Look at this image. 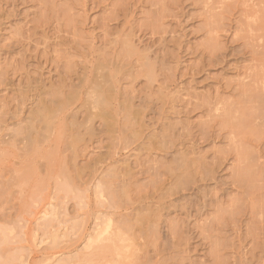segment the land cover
Returning <instances> with one entry per match:
<instances>
[{
  "label": "rangeland",
  "instance_id": "374dc122",
  "mask_svg": "<svg viewBox=\"0 0 264 264\" xmlns=\"http://www.w3.org/2000/svg\"><path fill=\"white\" fill-rule=\"evenodd\" d=\"M257 73L264 0H0V264H264Z\"/></svg>",
  "mask_w": 264,
  "mask_h": 264
},
{
  "label": "bare ground",
  "instance_id": "6f19581e",
  "mask_svg": "<svg viewBox=\"0 0 264 264\" xmlns=\"http://www.w3.org/2000/svg\"><path fill=\"white\" fill-rule=\"evenodd\" d=\"M251 75V74H250ZM249 75V76H250ZM259 74L257 73L256 75H252V77L251 78H253V79H248V80H251V82L250 81H247V83L249 84V86H254V89L256 90V92L258 91V90H260V91H258L259 93H261L262 94V89H263V91H264V83H263V81H260L259 80V78L261 77V76H259V78H257L256 76H258ZM255 78H254V77ZM3 78V77H2ZM247 78V77H246ZM249 78V77H248ZM263 79V78H262ZM245 80V79H244ZM243 80V81H244ZM1 81H4V79L3 80H1ZM250 82V83H249ZM2 83V82H1ZM244 83V82H243ZM242 83V84H243ZM105 84H106V88H114L113 86H114V84H113V82H111L110 81V79L109 78H107L106 80H105ZM68 86L70 87V89H72V87L74 86V85H70V84H68ZM243 86V85H242ZM242 86H240L239 85V87H242ZM259 86H261L262 87V89H259L260 87ZM239 87H237V88H239ZM249 89H250V92L253 90L252 89V87H248ZM252 89V90H251ZM239 90V89H238ZM240 90H241V88H240ZM254 90V91H255ZM71 91V90H70ZM242 91H244L243 90V88H242ZM240 92V91H239ZM72 93V92H71ZM74 93V92H73ZM237 93H238V91H237ZM246 93V92H245ZM254 93V92H253ZM113 94V93H112ZM72 95V94H71ZM239 95V94H238ZM249 95H251V96H253V94H249ZM249 95H247V96H249ZM259 95V96H258ZM70 95H68V97H69ZM74 96V95H73ZM113 96H114V94H113ZM240 96V95H239ZM242 96L244 97V96H246V95H243L242 94ZM247 96H246V98H247ZM256 96H258V98H259V102H260V99H261V96H263V95H261L260 96V94H258L257 93V95H256V93H255V97L253 96V98H256ZM77 97V96H76ZM242 97V98H243ZM114 97H112V98H110V99H107V98H104V97H100V98H98V99H96L95 100V102H97V103H104V102H106L107 103V101L108 100H112ZM252 97H250L249 96V100L251 99H253ZM258 98H257V100H258ZM263 98V97H262ZM239 100V99H238ZM256 100V101H257ZM242 101V100H241ZM254 100H252V102H253ZM255 101V102H256ZM220 101H218V103H219ZM224 102V101H223ZM230 102V101H229ZM234 102V101H233ZM238 102V101H237ZM239 102H240V100H239ZM252 102H250V103H252ZM261 102H262V100H261ZM109 103V102H108ZM218 103H216V104H218ZM226 103H228V102H226L225 101V103H221L220 102V107H221V104H224V106H226L227 107V104ZM235 103H236V101H235ZM234 103V104H235ZM264 103V102H263ZM251 105V107H253V105H255V107H256V109H257V103L256 104H250ZM120 106V105H119ZM216 106V105H215ZM229 107H230V105H228ZM261 106H262V104H261ZM263 106H264V104H263ZM219 107V106H218ZM222 107H223V105H222ZM233 107H235V106H233ZM260 107V106H259ZM258 107V108H259ZM225 108V107H224ZM223 108V109H224ZM228 108V107H227ZM226 108V109H227ZM215 109H217L216 107H215ZM225 109V110H226ZM231 109H232V106H231ZM261 109V108H260ZM263 110H262V114H263V118H264V108H262ZM218 110V109H217ZM219 110H221L222 111V109H219ZM253 110H254V108L251 110L252 112H250V114L251 113H253ZM216 111V110H215ZM224 111V110H223ZM255 111V110H254ZM228 112V111H227ZM229 112H231V110L229 111ZM228 112V113H229ZM256 112V111H255ZM220 113V112H219ZM225 113V112H224ZM224 113H221L220 115H226V114H224ZM256 113H258V115H259V112H258V110H257V112ZM255 113V114H256ZM216 115H219L218 113L216 114ZM230 115V114H229ZM253 115V117L255 116L254 115V113L252 114ZM257 115V116H258ZM227 116V115H226ZM257 116H255L256 118H257ZM221 117V116H220ZM250 117H251V115H250ZM258 117H260V116H258ZM13 118H17V115H14V117ZM256 118H253V121L256 119ZM261 119V118H260ZM257 120V119H256ZM0 121H2V120H0ZM257 121H259V120H257ZM260 121H262V120H260ZM263 122H264V119H263ZM262 122V123H263ZM1 123H3V122H1ZM6 123V122H5ZM262 123L260 124V122H259V124H258V122H257V124L258 125H262ZM12 124H15V123H12ZM257 124H255L256 126H258ZM2 125V124H1ZM0 125V144H5V143H9L10 141H14V142H19L20 141V135H21V128H20V124H19V127H18V129H14L13 131H12V133H7V134H1V129H2V126L3 125H5L4 123H3V125L1 126ZM7 125V124H6ZM253 125V124H252ZM254 126V125H253ZM255 126V127H256ZM4 127V129H5V126H3ZM4 129H2V130H4ZM259 129H261V128H259ZM6 130V129H5ZM264 132V131H263ZM6 133V132H5ZM133 136H135V135H132V137ZM135 137H137V136H135ZM264 137V136H263ZM232 139L233 138H231L230 140H231V142H232ZM235 142V141H234ZM230 143V142H229ZM171 147V146H170ZM168 149H170L169 147H168ZM169 152V151H168ZM171 152V151H170ZM169 152V154H171ZM174 152H172V154H173ZM177 153V152H176ZM163 154V153H162ZM161 154V155H162ZM160 155V156H161ZM164 155V154H163ZM165 155H167L166 153H165ZM164 155V156H165ZM174 157H177V156H175V155H173ZM178 159H180V164H178L175 168H171V169H168V178H170L171 179V182L174 180V179H177L178 177H179V175L178 174H180L181 173V171L182 170H185V168H186V170H187V168H188V166H187V164L190 162V161H188L187 160V158H185V157H181V156H178L177 157ZM192 161V160H191ZM194 162V161H193ZM201 165V164H200ZM199 165V166H200ZM203 166H205L204 164H202ZM187 166V167H186ZM202 166V167H203ZM185 167V168H184ZM201 166H200V168H202ZM203 169V168H202ZM209 169H210V167H209ZM209 169H207V167H206V169H205V167H204V169H203V171L205 172V170H206V173L207 174H209V173H211V171H214V168L212 169V167H211V169L209 170ZM149 170L151 171V170H155V166H153V165H150L149 166ZM190 169H188V171H189ZM196 171H197V168L195 169ZM152 171V172H153ZM177 171H180V173H178ZM188 171H186V173H188ZM191 171V170H190ZM194 171V170H193ZM185 172V171H184ZM186 173H184V174H186ZM191 173V172H190ZM190 173L187 175L186 174V176H189L190 175ZM195 173V172H194ZM213 173V172H212ZM192 174H193V172H192ZM206 175V174H205ZM210 175V174H209ZM212 175V174H211ZM208 176V175H207ZM213 176V175H212ZM180 178V177H179ZM178 178V179H179ZM182 178V177H181ZM204 178H205V176H204ZM206 178H208V177H206ZM184 179V178H183ZM200 179H202V177L200 178ZM200 179H198V180H200ZM209 179V178H208ZM168 180V179H167ZM187 180V179H186ZM188 180L190 181H195L194 183L196 184H198V180H197V182H196V180L194 179V177H193V179L191 178H188ZM203 180V179H202ZM206 180V179H205ZM182 181V180H181ZM201 181V180H200ZM167 182V181H166ZM193 183V184H194ZM190 186V185H189ZM200 186V185H199ZM191 187V186H190ZM190 187H188V189L190 188ZM199 188L200 187H196V186H192V188H190V190L192 191V194L191 195H189V197L188 198H190L191 199V197H192V195H194V196H196L197 195V192L199 193ZM194 189V190H193ZM186 190H187V188H186ZM194 192V193H193ZM200 192H201V189H200ZM166 193V192H165ZM184 193V192H183ZM189 193V192H188ZM182 194V193H181ZM201 194H202V192H201ZM200 194V195H201ZM226 195V194H225ZM178 196H180V195H178ZM177 196V197H178ZM187 194H183L182 196H180V198L181 199H183V198H187ZM191 196V197H190ZM193 196V197H194ZM227 196V195H226ZM177 197H176V199H177ZM196 197H200V196H196ZM196 197H194V198H192L191 200H194V199H197ZM187 198V199H188ZM175 199V198H174ZM220 199V198H219ZM210 200V199H209ZM208 200V201H209ZM211 201V200H210ZM214 201V200H213ZM213 201L211 202V203H213ZM216 201H217V199H216ZM216 201H214V202H216ZM221 201V200H220ZM219 201V202H220ZM204 202V201H203ZM221 203V202H220ZM204 204V203H203ZM216 204H217V202H216ZM215 204V205H216ZM212 205V204H211ZM206 206H208L207 204H206ZM205 206V204H204V206L203 207H206ZM221 206V205H220ZM202 207V206H201ZM214 207H216V206H214ZM224 207V206H223ZM204 209V208H203ZM220 209V208H219ZM199 209H197V211H198ZM218 210V208L216 209V210H213V211H217ZM235 211V210H234ZM200 212V211H199ZM203 212V211H202ZM207 212V214H208V211H206ZM218 212V211H217ZM196 213H198V212H196ZM220 213V212H219ZM236 213H237V210H236ZM236 213H234V215L236 214ZM200 214V213H199ZM202 214V213H201ZM217 214V213H216ZM215 214V215H216ZM198 215V214H197ZM204 215V214H203ZM210 215V214H209ZM233 215V214H232ZM208 216V215H207ZM205 217V216H204ZM213 217V216H212ZM203 218V217H202ZM169 219V218H168ZM206 219H207V217H206ZM209 219V218H208ZM212 219V218H211ZM210 219V220H211ZM217 219V218H216ZM206 221V220H205ZM211 223V222H210ZM208 226H209V221H208ZM176 225H174V224H172L171 225V221H170V223L168 224V228H169V231L171 232V233H174L175 231H178V230H176ZM213 227V226H212ZM179 228V227H178ZM211 228V227H210ZM212 229V228H211ZM208 231H209V229H208ZM178 233V232H177ZM99 240H100V246L98 247V250L96 251V252H92L91 253V255L87 258V260H86V264H127L128 262V255H127V250H128V244L127 243H125V241H126V239L123 237V234H122V232H121V229L119 228V226H117V225H113V224H111V222L109 221V222H107L106 223V225L101 229V232H100V234H99V238H98ZM215 245V244H214ZM217 245V244H216ZM95 256H98V258H99V260L98 261H95V259H94V257ZM62 260H64V258L62 259ZM95 261V262H94Z\"/></svg>",
  "mask_w": 264,
  "mask_h": 264
}]
</instances>
